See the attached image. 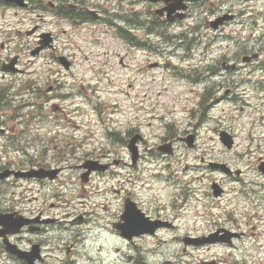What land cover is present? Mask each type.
I'll list each match as a JSON object with an SVG mask.
<instances>
[{
	"label": "rangeland",
	"instance_id": "rangeland-1",
	"mask_svg": "<svg viewBox=\"0 0 264 264\" xmlns=\"http://www.w3.org/2000/svg\"><path fill=\"white\" fill-rule=\"evenodd\" d=\"M121 4L127 8L130 1ZM192 4L187 22L199 25L204 34L213 16L236 14L226 28L211 30L212 55L222 48L234 61L243 53H260L257 62L230 71L223 87H215L218 92L209 99L208 109L197 108L194 115H189L186 107L197 98V90L188 93L193 78L183 74L179 81L170 80L171 66L179 63L177 56L186 59L183 66L190 63L186 55L209 52L205 40L197 42L189 34H180L181 26L176 23L156 25L149 35L150 42L160 47L158 51L133 48L130 55H123L122 44L106 37L104 28L69 33L74 55L68 75L55 73L57 63L48 55L37 57L41 102L37 91L29 87L15 97L28 102L37 99V107L44 104L42 113L33 117L37 137H65L80 146L74 153L57 155L65 146L54 147L56 141L50 142L43 151L47 152L46 161L38 158L37 150V160L66 165L63 181L37 182V202L25 199L23 203L27 208L36 204L37 213L43 209V217L55 218L41 224L37 232L40 252L47 260L56 256L58 264H264V172L258 169L264 165V0H218L217 10L208 8L205 0H193ZM137 6L142 7L143 0H138ZM130 33L142 37L145 29L138 26ZM183 34L191 39L186 46L180 38ZM162 36L171 37L168 47H163ZM116 55H120L122 65ZM147 60L157 65L148 68L143 63ZM163 60L170 70L162 65ZM49 87H54L53 91L48 92ZM226 87L230 91L225 94ZM10 92L8 100L14 98L15 92ZM48 97L50 103L45 101ZM47 104H57L59 110ZM48 129L51 132L46 136ZM131 129L143 137L137 143L136 164L131 162L125 141ZM222 131L234 141L230 149L219 140ZM114 135L121 136V142L113 139ZM172 135L173 153L162 155L156 147L162 138ZM190 135L195 140L192 146L179 139ZM114 159L119 160L116 166L96 169L87 181L86 187L93 194L87 207L80 197L82 165L113 163ZM216 163L225 165L232 175L213 166ZM213 184L223 188L221 195L213 196ZM129 193L152 218L160 216L174 226L132 239L122 237L113 223L119 221L123 196ZM88 210L89 216L72 221ZM230 228L242 232L231 244L204 241L211 235L227 237ZM188 237L198 242L185 244L183 239Z\"/></svg>",
	"mask_w": 264,
	"mask_h": 264
},
{
	"label": "flooded vegetation",
	"instance_id": "flooded-vegetation-1",
	"mask_svg": "<svg viewBox=\"0 0 264 264\" xmlns=\"http://www.w3.org/2000/svg\"><path fill=\"white\" fill-rule=\"evenodd\" d=\"M22 2H26L23 7ZM107 2L108 0H105V3ZM0 4L4 6L3 16L8 11V18L3 20L4 27L0 32V81H2L0 87L15 90L23 89L30 84V80L37 87V74L33 79L30 75L34 71H31L32 66L36 69L38 46H44L39 54L50 50L56 54L57 59L60 56L67 59L68 56L64 54L65 42L59 41V32H65L63 25L69 20L77 19L84 22L97 18L105 12L102 8L104 4L101 5L98 0H0ZM33 13L34 15L29 19L33 21L31 25L22 29L23 16L28 15L29 18ZM133 15L136 17L137 13L133 11ZM23 32L26 38L21 36ZM45 32L49 33L48 43L44 40ZM15 39H18L21 47L11 51V42ZM207 73L210 76L197 77L199 83L206 82V91L211 84V74L215 72L212 68H207ZM208 94L209 92H206V95ZM54 107L57 108V106ZM17 112V114L3 116L6 119L5 126L0 127V133H7L6 128L14 129L8 124V120L13 118V121L14 118L22 117L20 110ZM28 134L22 131L17 136H10L11 139H18V143H12L14 145L12 147L10 143L0 142V264L57 263L54 258H52L53 261L47 260L41 252L37 254V232L41 229V223L53 222L54 217H43L42 210L37 213L36 204L27 208L23 203L25 199L30 203L37 202V181L50 180L47 177H37V174L55 175L56 173L51 169H59L56 176L58 177L61 168L58 164L53 165L52 162L43 163L37 160V133L35 136ZM115 139L121 140L119 137ZM10 149H14L17 153L22 152L24 156L9 159ZM65 149L63 147L60 152H64ZM135 203L139 206L136 201ZM27 235L30 237L26 238ZM23 241L27 242L26 246L23 245ZM47 257L49 258L50 255Z\"/></svg>",
	"mask_w": 264,
	"mask_h": 264
},
{
	"label": "water",
	"instance_id": "water-1",
	"mask_svg": "<svg viewBox=\"0 0 264 264\" xmlns=\"http://www.w3.org/2000/svg\"><path fill=\"white\" fill-rule=\"evenodd\" d=\"M223 140H225V142L229 145L230 144V140L223 136L222 138ZM216 194V192H215ZM132 206L131 205H128V208L126 209V211L124 212L122 218L126 221L124 224H120L118 225V228L121 229V234L123 236H126V237H131L132 235L134 234H138L140 233V231H145L146 228L150 227V224L147 223V222H142V226L145 228L143 230H140V231H134L133 232V227L137 224L136 222V219H138L134 213L132 212ZM215 239L214 238H208L207 241H214ZM223 240H228V238H223Z\"/></svg>",
	"mask_w": 264,
	"mask_h": 264
}]
</instances>
